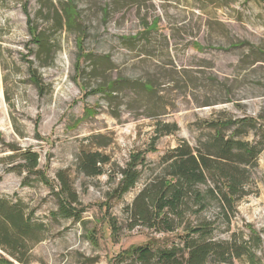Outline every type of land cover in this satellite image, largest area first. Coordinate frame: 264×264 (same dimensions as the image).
I'll use <instances>...</instances> for the list:
<instances>
[{
  "label": "rangeland",
  "instance_id": "1",
  "mask_svg": "<svg viewBox=\"0 0 264 264\" xmlns=\"http://www.w3.org/2000/svg\"><path fill=\"white\" fill-rule=\"evenodd\" d=\"M25 3L0 0V197L20 199L43 225L26 264H139L121 259L136 245L178 244L182 226L130 228L128 209L183 144L227 169L198 185L205 206L190 199L182 220L207 221L224 247L207 264H264V1ZM217 136L252 154L215 160ZM25 149L39 155L35 172L8 170ZM87 153L105 159L99 174L83 171ZM141 159L138 182L118 198L120 170ZM232 175L226 202L219 181ZM7 256L0 248V264Z\"/></svg>",
  "mask_w": 264,
  "mask_h": 264
},
{
  "label": "trees",
  "instance_id": "2",
  "mask_svg": "<svg viewBox=\"0 0 264 264\" xmlns=\"http://www.w3.org/2000/svg\"><path fill=\"white\" fill-rule=\"evenodd\" d=\"M28 0H25L27 3ZM264 1V0H263ZM25 3V4H26ZM64 22L66 26L74 25V17L71 11L63 9ZM30 24V15L25 12ZM33 37H36L34 29L30 27ZM115 84L112 82L110 87ZM229 123V122H226ZM218 138L215 160L235 161L237 155L234 149L243 150L245 154L252 152V147L241 141L232 138ZM18 150V149H13ZM252 154V153H251ZM21 162L18 167H9L8 170L25 171L28 174L35 172L38 167L39 155L35 151L28 149L19 151ZM170 160V161H169ZM105 159L98 153L84 154L81 162L82 169L86 174H99L98 162ZM165 174L156 181L146 184L134 197L128 209L130 228L144 226L153 228L158 232H173L182 226V233L179 234L178 244L152 247L149 244L136 245L130 255L123 258H131L134 263L151 264H207L208 259L217 255L224 258L225 249L222 245L211 239L212 228L207 221L195 224L185 219L189 211V201L197 204L200 209L205 206L208 194L201 192L198 185L203 184L207 179L217 180L220 174H224L227 169L202 152H194L187 145H179L172 150L168 157ZM140 161L128 163L120 170L121 179L117 183L114 195L118 198L131 190L140 178L138 165ZM62 190L75 200L74 192L66 179L58 175ZM233 177V175H232ZM237 181V180H236ZM235 178H231L230 183L219 181L220 186L226 185V193H222L226 202H232L236 186ZM219 188V187H218ZM220 189V188H219ZM209 190L208 192H210ZM211 195V194H210ZM191 210V209H190ZM197 212V211H195ZM43 225L33 219V212L27 211L26 205L20 200H10L0 197V248L5 251L7 257H2V264H13V261L26 264V257L31 248V242L41 240L40 233Z\"/></svg>",
  "mask_w": 264,
  "mask_h": 264
}]
</instances>
